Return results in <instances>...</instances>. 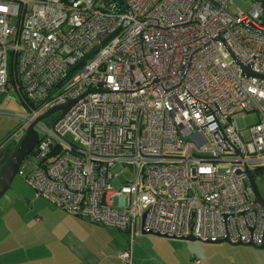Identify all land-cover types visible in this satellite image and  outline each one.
Listing matches in <instances>:
<instances>
[{"label": "built area", "instance_id": "2783aa9c", "mask_svg": "<svg viewBox=\"0 0 264 264\" xmlns=\"http://www.w3.org/2000/svg\"><path fill=\"white\" fill-rule=\"evenodd\" d=\"M14 93L28 110L16 142L76 100L36 122L19 172L57 207L128 231L126 264L143 231L264 246L248 183L264 169V0H0V96ZM237 112L257 121L243 129Z\"/></svg>", "mask_w": 264, "mask_h": 264}, {"label": "crops", "instance_id": "0c3cea01", "mask_svg": "<svg viewBox=\"0 0 264 264\" xmlns=\"http://www.w3.org/2000/svg\"><path fill=\"white\" fill-rule=\"evenodd\" d=\"M34 192L28 198L11 191L0 201V264H126L118 254L127 246V238L113 237L101 245L78 231L75 224L84 223L80 217ZM20 199L29 207L17 208ZM132 259L135 264H161L134 246Z\"/></svg>", "mask_w": 264, "mask_h": 264}, {"label": "rangeland", "instance_id": "374dc122", "mask_svg": "<svg viewBox=\"0 0 264 264\" xmlns=\"http://www.w3.org/2000/svg\"><path fill=\"white\" fill-rule=\"evenodd\" d=\"M248 7V5H245L243 9L246 10ZM230 10L235 11V7L231 5ZM9 73L10 67L8 66ZM27 114L28 110L15 93L0 96V145L4 143L6 147L8 146L10 148L15 146V139H9V136L23 123L18 115ZM56 115L57 113L54 112L52 115L41 119L40 124L44 127H50L52 119ZM257 117L256 112H237L234 116V118L239 120V126L243 129L255 123ZM241 118L243 121H241ZM33 160L34 157L30 154L24 159L27 164V169H30L33 164L31 161ZM224 166L225 164L219 165V167ZM130 177L131 170L125 168L119 174L118 179L123 184ZM252 178L258 196L264 200V169L261 173L252 172ZM11 191L18 192L22 195L24 194L25 197H28L30 192L32 195L35 194L33 187L22 177L20 172L14 177L10 190L6 192L0 201H4L5 197L10 195ZM22 205L26 208L29 207L24 200L20 199L16 207L20 208ZM29 205L31 206V203ZM70 215L73 216L74 214L70 213ZM81 219L84 223L75 224L78 231L86 237L95 238L101 245L113 237L119 239V236L120 238L125 237L129 241V235L121 233L120 230L105 227L102 224L93 223L84 218ZM56 223L60 225V223ZM34 234L37 235L36 233ZM134 248L142 254H147L155 259V262L157 260L161 264H193V262H196V264H264V249L252 245H231L226 242L207 243L198 240L166 238L153 234L140 233L134 238ZM152 261L154 262V260ZM133 264H135L134 260Z\"/></svg>", "mask_w": 264, "mask_h": 264}, {"label": "water", "instance_id": "95a60500", "mask_svg": "<svg viewBox=\"0 0 264 264\" xmlns=\"http://www.w3.org/2000/svg\"><path fill=\"white\" fill-rule=\"evenodd\" d=\"M110 37H111V35L107 39H109ZM107 39H105L102 42V44ZM76 67H77V65L74 68H76ZM75 101L76 100L71 101L69 103H66L64 105H61V106H57V107H55L53 109H50L49 111L45 112L44 114L39 116L32 124H30L26 128L24 134L19 139L18 144L16 145V147L12 151L10 149H8V148H3L0 151V199L6 194V192L8 190H10L11 183H12L14 177L19 172V169H20L24 159L32 152L33 148L38 143V133L34 129V125L36 124V122L38 120H41V119L47 117L52 112H55L57 110H61L62 113L52 123V126H54L56 124V122L63 116V114L68 110V108ZM36 153L37 152H34L33 155H36ZM248 183H249V186H250L251 190L253 191V193L257 197V200L262 205H264V200L260 199V197L258 196V194H257V192L255 190V186H254L253 180H252L250 175L248 176ZM75 216L80 217L77 214H75ZM126 233H128V231H126ZM143 233L144 234H153V235H156V236H161V237H166V238H176V237H169L167 235H160L158 233H152V232H146V231H143ZM177 239L192 240V241L198 240V239L189 238V237H181V238H177ZM206 242L207 243H222V242H226V243H229L231 245H248V244H242V243H232L227 238L218 239L217 241H214V242H212V241H206ZM258 248L264 249V246H260Z\"/></svg>", "mask_w": 264, "mask_h": 264}, {"label": "flooded vegetation", "instance_id": "af4514ba", "mask_svg": "<svg viewBox=\"0 0 264 264\" xmlns=\"http://www.w3.org/2000/svg\"><path fill=\"white\" fill-rule=\"evenodd\" d=\"M18 144V141L16 142V144H15V146H13L12 148H10V147H5V148H8V149H10L11 151L16 147V145ZM35 152V147L33 148V150H32V152L30 153V155H33V153Z\"/></svg>", "mask_w": 264, "mask_h": 264}, {"label": "trees", "instance_id": "16d2710c", "mask_svg": "<svg viewBox=\"0 0 264 264\" xmlns=\"http://www.w3.org/2000/svg\"><path fill=\"white\" fill-rule=\"evenodd\" d=\"M263 170H257L256 173H261ZM253 179V178H252Z\"/></svg>", "mask_w": 264, "mask_h": 264}]
</instances>
